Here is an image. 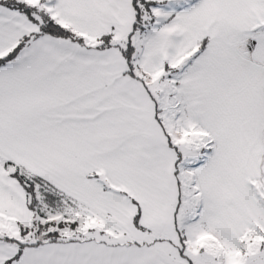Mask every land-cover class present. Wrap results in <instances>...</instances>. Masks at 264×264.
<instances>
[{"label":"snow or ice","instance_id":"obj_1","mask_svg":"<svg viewBox=\"0 0 264 264\" xmlns=\"http://www.w3.org/2000/svg\"><path fill=\"white\" fill-rule=\"evenodd\" d=\"M0 264H264V0H0Z\"/></svg>","mask_w":264,"mask_h":264}]
</instances>
